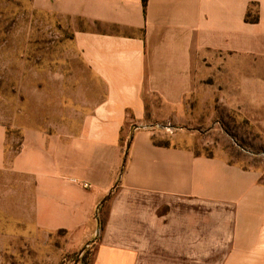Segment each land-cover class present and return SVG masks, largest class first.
I'll return each mask as SVG.
<instances>
[{
  "label": "crops",
  "instance_id": "1",
  "mask_svg": "<svg viewBox=\"0 0 264 264\" xmlns=\"http://www.w3.org/2000/svg\"><path fill=\"white\" fill-rule=\"evenodd\" d=\"M33 3L70 21L104 91L77 103V122L0 119V171L22 196L14 204L81 243L103 220L94 264H264L262 172L159 145L153 128L133 124L178 114L219 84L220 98L250 106L264 131V0Z\"/></svg>",
  "mask_w": 264,
  "mask_h": 264
},
{
  "label": "rangeland",
  "instance_id": "2",
  "mask_svg": "<svg viewBox=\"0 0 264 264\" xmlns=\"http://www.w3.org/2000/svg\"><path fill=\"white\" fill-rule=\"evenodd\" d=\"M213 85L186 98L178 114L134 120V129L149 126L158 142L222 156L260 170L264 179V131L253 123L251 107L221 99L219 84ZM103 91L74 46L67 18L38 9L33 0H0V119L10 125L77 122L82 116L71 115L77 103L87 106ZM9 174L0 171V264H94L102 230L81 243L67 230L35 226L31 212L14 204L22 196Z\"/></svg>",
  "mask_w": 264,
  "mask_h": 264
},
{
  "label": "trees",
  "instance_id": "3",
  "mask_svg": "<svg viewBox=\"0 0 264 264\" xmlns=\"http://www.w3.org/2000/svg\"><path fill=\"white\" fill-rule=\"evenodd\" d=\"M143 1V5H144V7H145V9H146V7H147V4H148V0H142ZM258 16H253V17H251L250 16V14H248V16H247V20H249V21H252V22H257L258 21ZM155 142L157 143V144H159V145H169L170 143H162V142H158V141H156V139H155ZM101 226H100V229L102 230L103 229V220H101V224H100ZM98 241H99V238H98ZM85 264V263H84Z\"/></svg>",
  "mask_w": 264,
  "mask_h": 264
}]
</instances>
